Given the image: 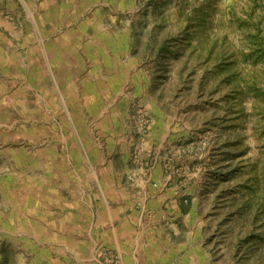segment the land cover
<instances>
[{"label":"rangeland","instance_id":"1","mask_svg":"<svg viewBox=\"0 0 264 264\" xmlns=\"http://www.w3.org/2000/svg\"><path fill=\"white\" fill-rule=\"evenodd\" d=\"M5 257L264 264V0H0Z\"/></svg>","mask_w":264,"mask_h":264},{"label":"trees","instance_id":"2","mask_svg":"<svg viewBox=\"0 0 264 264\" xmlns=\"http://www.w3.org/2000/svg\"><path fill=\"white\" fill-rule=\"evenodd\" d=\"M185 211H186V209H185ZM4 259H5V260H4L3 264H8V262H7V258L5 257Z\"/></svg>","mask_w":264,"mask_h":264},{"label":"crops","instance_id":"3","mask_svg":"<svg viewBox=\"0 0 264 264\" xmlns=\"http://www.w3.org/2000/svg\"><path fill=\"white\" fill-rule=\"evenodd\" d=\"M43 48H45V46H43ZM2 54H3V52H2Z\"/></svg>","mask_w":264,"mask_h":264}]
</instances>
